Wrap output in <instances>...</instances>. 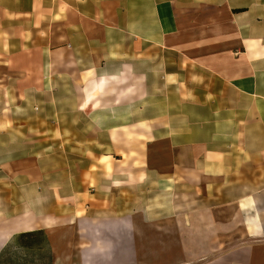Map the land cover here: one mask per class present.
<instances>
[{
	"label": "crops",
	"instance_id": "0c3cea01",
	"mask_svg": "<svg viewBox=\"0 0 264 264\" xmlns=\"http://www.w3.org/2000/svg\"><path fill=\"white\" fill-rule=\"evenodd\" d=\"M14 130L71 151L0 161L37 199L50 175L48 206L0 211V248L41 231L52 264H264V0H0Z\"/></svg>",
	"mask_w": 264,
	"mask_h": 264
},
{
	"label": "rangeland",
	"instance_id": "374dc122",
	"mask_svg": "<svg viewBox=\"0 0 264 264\" xmlns=\"http://www.w3.org/2000/svg\"><path fill=\"white\" fill-rule=\"evenodd\" d=\"M27 115L31 116V113ZM29 123H32V120H29ZM47 130L44 129L42 131ZM49 138L51 139L53 137H49L48 134L33 136L31 132L27 131L24 134L17 133L16 130L9 131L7 135L0 136V143L5 145V147H0V161L2 159L4 160V158L12 160L18 156L26 159L36 156L40 158L41 164L47 173L50 162L48 157L50 154L53 155L52 164H64L65 154L71 151V147H49ZM36 139H40V142L34 144V140ZM51 141L53 144L55 142L59 143L60 141V145H65L61 140L56 141L52 139ZM22 143H24V147H16L17 144L21 145ZM55 157L57 162L55 161ZM49 176L47 174L46 180H43L41 177L42 183L39 186L42 193L38 199V195L35 192V185L28 182L27 179H25L23 184H19L21 191L17 192L16 183L12 181L11 177H8V179L6 176H0V211L6 212L7 216H14L20 207L26 213L34 204L36 205L39 202L42 208L48 206ZM63 177L64 175L62 174L61 179ZM8 220H12V218ZM4 222L7 221L0 215V225ZM19 237L20 234L14 236L0 248V264H52V252L46 232H37L33 236L23 239H19Z\"/></svg>",
	"mask_w": 264,
	"mask_h": 264
},
{
	"label": "trees",
	"instance_id": "16d2710c",
	"mask_svg": "<svg viewBox=\"0 0 264 264\" xmlns=\"http://www.w3.org/2000/svg\"><path fill=\"white\" fill-rule=\"evenodd\" d=\"M37 232L40 233L41 231H37ZM37 232L22 233V234H20L19 239H23V238H26V237H29V236H33V234H35Z\"/></svg>",
	"mask_w": 264,
	"mask_h": 264
}]
</instances>
